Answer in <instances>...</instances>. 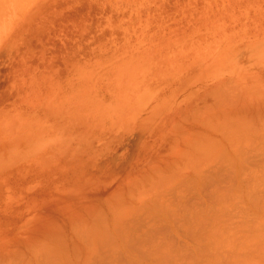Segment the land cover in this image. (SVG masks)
Segmentation results:
<instances>
[{"label":"rangeland","instance_id":"1","mask_svg":"<svg viewBox=\"0 0 264 264\" xmlns=\"http://www.w3.org/2000/svg\"><path fill=\"white\" fill-rule=\"evenodd\" d=\"M256 79L254 89L264 91V0H0V258L8 255L12 264H20L52 243L53 255L40 251L41 258L58 257L64 264L85 261L90 254L104 258L103 264H165L167 258V264L176 258L175 264H241L243 258L242 264H264V131L258 128L264 115L237 109V131L224 125L228 118H213L227 110L228 100L237 104L230 93ZM219 92L223 106L214 104ZM210 107L213 116L207 115ZM225 126L236 134L227 137ZM197 132L201 143L192 142ZM183 133L194 139H182ZM229 144L233 151L246 146V152L230 153ZM191 165L206 174L203 182L195 179L198 171ZM129 192L135 197L140 192L137 203ZM180 199L208 207V218H201L209 228L200 227V216L191 221L194 215H188L179 231L167 227L164 218L165 228L147 230L155 237L145 231L148 215L158 216L162 207L170 214L185 203ZM140 208L147 210L134 215ZM79 220L84 231L92 227L86 233L95 235L93 244L90 237L83 246L78 240ZM104 220L110 225L106 234ZM94 223L104 233L95 231ZM144 231L160 241H149ZM64 232L76 238L73 244ZM64 237L67 253L79 242L85 257L80 259L76 247L79 258L71 252L69 257L66 248L61 252ZM183 245L190 257L182 258Z\"/></svg>","mask_w":264,"mask_h":264},{"label":"bare ground","instance_id":"2","mask_svg":"<svg viewBox=\"0 0 264 264\" xmlns=\"http://www.w3.org/2000/svg\"><path fill=\"white\" fill-rule=\"evenodd\" d=\"M256 81H257V79H256V80H253V83H250L249 81H245V82L243 83V86H241V89H240L239 91L237 90V91H238L237 93H230V92L227 93V94L230 93V94H232V95H233V94L235 95V96H232V97H235V98L238 97V98L235 99V102H236L237 104L232 103L234 100H232V101L230 100V101H229L228 98H227L228 103H227L223 108H225V109L227 108L228 112H226L227 110H224V109H223L225 112L221 110V111H222V114H221L220 111H218L217 114L219 115V113H220V115L218 116L217 114H214V116H213V113H212V109H213V108L211 109V107H213V106H211V107H210L211 110L207 112V115H208V114L210 115V113H212V115H210V116H213L214 119H215V116H216V120H217V119H221L222 116H224V119H223V118L221 119L222 121H225V117H226V119L228 118V120L230 119V123H229L228 120H226V121L224 122V125H225L226 123H228V124H230V125H228V126H230V127H232L231 125L236 126V128L234 127V130H236V131H237L238 129H237V125L234 123V121H238V119H236L237 117L235 118V114H237V113H235V112L237 111V109H241V112H240L239 114H242V113H244L243 111H245V113H246L247 115H250V116H251V115L253 116V115H255L256 113H259L258 116L260 115V113H262V114L264 115V91H257V90L254 89V86H253V85H254V83H256ZM233 82H234V81H233ZM219 94H221V92H219ZM236 94H237V95H236ZM227 96H228V95H227ZM230 96H231V95H230ZM212 98H213V97H212ZM212 98H211V99H212ZM215 98H216V97H214L212 100H214ZM225 98H226V97H225ZM230 98H231V97H230ZM217 99H219V100H215V101H216V102L218 101V102H217V103L215 102L214 104H217V105H218V103H219V104L222 105L223 103H225V102H224V98L222 97V94L219 95ZM222 99H223V100H222ZM227 100H226V101H227ZM223 105H224V104H223ZM223 105H222V106H223ZM218 109L220 110L221 108H218ZM247 112H248V113H247ZM214 113H215V111H214ZM232 113H234V114L232 115ZM226 114H230V115L227 116ZM237 115H238V114H237ZM263 115H262V116H263ZM217 117H218V118H217ZM220 117H221V118H220ZM229 117H231V118H229ZM203 118H204V117H203ZM213 118H212V119H213ZM239 118H240V117H239ZM206 119H207V118H205V120H206ZM208 119H209V116H208ZM245 119H247V118H245ZM259 119H260V117L257 118V120H258L257 122H259ZM261 119H264V118L261 117ZM261 119H260V120H261ZM210 120H211V119H210ZM210 120H209V121H210ZM233 120H234V121H233ZM241 120H242V117H241ZM251 120H252V119H251ZM251 120H248V121L251 122ZM206 121H208V120H206ZM217 121L220 122V120H217ZM217 121H216V123H217V127H216V128L218 129L220 126L218 127V124H219V123H218ZM231 121H232V122H231ZM246 121H247V120H246ZM203 122H205V121H203ZM243 122H244V121H243ZM243 122H242V123H243ZM252 122H254V120H252ZM252 122H251V123H252ZM206 123H207V122H205V123H202V122H201V125H204V124H206ZM237 123L240 124L239 121H238ZM244 123H245V122H244ZM260 123H261V126L258 125V128L262 127V130L264 131V123L262 122V120L260 121ZM212 124H213V123H212ZM212 124H211V125H212ZM258 124H259V123H258ZM206 125H208V124H206ZM241 125H242V124H241ZM244 125H245V124H244ZM194 126H195V125H194ZM249 126H250V125L247 123V127H248V129H249ZM253 126H254V125H253ZM245 127H246V126H245ZM192 128H193V127H192ZM211 128H212V126H211ZM216 128H215V129H216ZM220 128H221V127H220ZM225 128H226V130L229 132V136H227V137H233V135H231V134H233V133L236 134L235 131H233V133H232V131H230V130L233 129V128H231L230 130H229V127H227V126H225ZM227 128H228V129H227ZM241 128H242V127H241ZM255 128L258 129V128H257V125H256ZM186 129H188V128H186ZM203 129H204V131H206L207 128H206V129L203 128ZM217 129H216V130H217ZM222 129H224V127H222ZM239 129H240V128H239ZM242 129H243V128H242ZM242 129H241V131H238V132H242V131H244V133H245V135H246L245 130H242ZM246 129H247V128H246ZM250 129H251V127H250ZM252 129H254V128L252 127ZM219 130H220V129H219ZM254 130H255V129H254ZM260 130H261V129H260ZM262 130L259 131V132H260V133L263 132ZM196 131H197V130H196ZM202 131H203V130H202ZM222 131H223V130H222ZM214 132H215V130H214ZM223 132H224V131H223ZM238 132H237V135L240 136L241 134L239 135ZM252 132H253V131H252ZM177 133H178V132H177ZM180 133H181V132H180ZM185 133H186V132H185ZM191 133H192V132H191ZM197 133H198V134L195 135V136H197V137H194L195 140H193L192 142L196 141V139L199 138V137H198V136H200V135H199V132H197ZM204 133H205V132H204ZM206 133H207V132H206ZM206 133H205V134H206ZM242 133H243V132H242ZM247 133H248V132H247ZM178 134H179V133H178ZM202 134H203V133H201V135H202ZM220 134H221V133H220ZM226 134H227V133H226ZM253 134H254V133H253ZM258 134H259V133H258ZM187 135H188V134H184V133H183V136H181V138H182V139H183V138H184V139H185V138H186V139L188 138V139H190V140H191V139H194V138H190V137L187 136ZM206 135H207V134H206ZM206 135H205V137H206ZM221 135L223 136V134H221ZM256 135H257V134H256ZM259 135H260V134H259ZM262 135H263V134H262ZM186 136H187V137H186ZM224 136H226V135L224 134ZM238 136H237V137H238ZM241 136H242V135H241ZM247 136H248V135H247ZM247 136H246V137H247ZM250 136H251V135L249 134L248 137H250ZM202 137H203V136H202ZM208 137H209V136H208ZM237 137H234V138H237ZM243 137L245 138L244 135H243L242 137H240V138H243ZM248 137H247V138H248ZM258 137H259V136H258ZM263 137H264V136H263ZM234 138H231V139H230L231 142H234V141H233ZM238 138H239V137H238ZM261 138H262V137H261ZM182 139H181V140H182ZM226 139L229 140L228 138H226ZM178 140H179V139H178ZM190 140H189V141H190ZM263 140H264V138H263ZM186 141H187V140H186ZM197 141H199V139H198ZM218 141H219V140H218ZM235 141H236V140H235ZM237 141H238V139H237ZM240 141H241V140H240ZM244 141L246 142V139H245ZM247 141H248V147H250L249 144H250V141H251V140L247 139ZM261 141H262V140H261ZM261 141H260V142H261ZM199 142L201 143V140H200ZM204 142L207 143L206 141H204ZM262 142H263V141H262ZM186 143H187V145H189V146L192 144L191 142H190V144H188L189 142H185V144H186ZM205 143H204V144H205ZM208 143H209V141H208ZM229 143H230V142H229ZM242 143H243V142H242ZM258 143H259V142H258ZM183 145H184V143H183ZM205 145H206V144H205ZM231 145H232V144H231ZM231 145L229 144V146H228V147H229V151H230V153L233 151L232 148H230ZM240 145H241V144H240ZM246 145H247V144H246ZM250 145H252V144H250ZM254 145H255V144H254ZM256 145H257V144H256ZM189 146H188V147H189ZM209 146H210V145H209ZM252 146H253V145H252ZM178 147H179V146H178ZM211 147H212V146H211ZM238 147H240V146L238 145ZM242 147L247 148L246 146L241 145V149H239V148H238L239 150H238V149H237V150L234 149L235 153H236V151H237V154H238V152L241 151V150H243V153H245L246 151H244V150H246V149H243ZM254 147H255V146H254ZM250 148H251V147H250ZM250 148H249V149H250ZM182 149H183V148H182ZM200 149H201V148H200ZM200 149H199V150H200ZM207 149H208V148H207ZM210 149H211V148H210ZM230 149H231L232 151H231ZM211 150H212V149H211ZM215 150H216V146H215V148H214L212 151H215ZM183 151H184V149H183ZM187 151H188V153H189V150H186L185 153H183V154L186 155V152H187ZM234 151H233V152H234ZM222 152H223V150H222ZM241 152H242V151H241ZM188 153H187V154H188ZM177 154H178V153H177ZM222 154H223V153H222ZM237 154L234 155V153H232V156L234 155L235 157H234V156H233V157H234V158H237V156H236ZM180 155H181V154H180ZM220 155H221V153H220ZM238 155H240V154H238ZM187 156H188V155H187ZM221 156H222V155H221ZM241 156H242V153H241ZM206 157H209V156H206ZM206 157H205V158H206ZM219 157H220V156H219ZM187 158H188V157H187ZM189 158H190V156H189ZM203 159H204V158H203ZM222 159L224 160L225 157H222ZM182 160H183V159H182ZM188 160H189V159H188ZM218 160H219V159H218ZM220 160H221V159H220ZM220 160H219V161H220ZM216 161H217V160H216ZM216 161H214V162H216ZM219 161H217V162L219 163ZM201 162H202V161H201ZM220 162H221V161H220ZM222 162H223V161H222ZM209 163H210V162H209ZM209 163H208V165H209ZM224 163H226V162H224ZM196 164H197V162H196ZM202 164H203V163H202ZM215 164H216V163H215ZM184 165H185V164H184ZM208 165H207V166H208ZM223 165H224V164H222L221 166H223ZM178 166H179V165H178ZM192 166H193V165H191V167H192ZM194 166L196 167V171H198V170H197V166H196V165H194ZM194 166L192 167L193 169L195 168ZM204 166H206V165H204ZM207 166H206V167H207ZM186 167H187V166H186ZM191 167H190V168H191ZM200 167H202V166H199L198 168H200ZM210 167H211V166H210ZM213 167H215V166H213ZM157 168H158V167H157ZM157 168H156V169H157ZM166 168L168 169L169 167L167 166ZM184 168H185V167H184ZM204 168H205V167H204ZM211 168H212V167H211ZM218 168H220V166H218ZM158 169H159V168H158ZM177 169H178V168H177ZM181 169H182V168H181ZM185 169H187V168H185ZM188 169H189V168H188ZM206 169H207V168H206ZM213 169H214V168H213ZM160 170H161V169H160ZM160 170H159L158 173H160ZM163 170H164V169H163ZM163 170H161V172H162ZM179 170H180V169H179ZM179 170H178V171H179ZM191 170H192V169H191ZM210 170H211V169H210ZM150 171H151V170H150ZM164 171H165V170H164ZM180 171L182 172V170H180ZM186 171H187V170H186ZM193 171H194V170H193ZM193 171H192V172H193ZM205 171H208V170H205ZM205 171H203V172H204L203 174H205ZM145 172H146V171H145ZM152 172H153V171H152ZM154 172H155V171H154ZM154 172H153V173H154ZM194 172H195V171H194ZM199 172H200V171H198V174H197V173L194 174V175H195V179H196V177L200 178L201 176H205V175H206V174H205V175H200V174H202V173H199ZM158 173H155V174H158ZM206 173H207V172H206ZM140 174H141V173H140ZM162 174H163V173H162ZM179 175H180V173H179ZM181 175H182V174H181ZM184 175H186V174H184ZM194 175H191L192 178H194ZM196 175H197V176H196ZM149 176H150V175H149ZM156 176H157V175H156ZM207 176H208V175H207ZM140 177H141V176H140ZM184 177H185V178H188V175H186V176H184ZM129 178H130V177H129ZM136 178H137V177H136ZM136 178H134V177L131 178V180L134 179V180H132L131 184L134 183L133 181H135V183H136V180H138V179H136ZM144 178H145V177H144ZM178 178H179V176H178ZM185 178H184V179H185ZM205 178H206V176H205ZM135 179H136V180H135ZM149 179H150V178H149ZM179 179H180V178H179ZM202 179H204V178H202ZM202 179L200 178V182L202 181ZM139 180H140V179H139ZM174 180H176V179H174ZM189 180H190V179H189ZM144 181H146V180H144ZM166 181H167V180H166ZM166 181H164V182L167 183ZM172 181H173V180H172ZM190 181H191V180H190ZM190 181H188V182H190ZM129 182H130V181H129ZM146 182H147V181H146ZM157 182H158V181H157ZM193 182H194V181H192V183H193ZM195 182L197 183L198 181L195 180ZM202 182H203V181H202ZM125 183H126V182H125ZM135 183H134V184H135ZM180 183H181V182H180ZM122 184H123V183H122ZM147 184H148V182H147ZM147 184H146V185H147ZM155 184H156V183H155ZM167 184H168V183H167ZM167 184H165L164 186H166ZM197 184H198V183H197ZM142 185L145 186L143 183H141V186H142ZM148 185H149V184H148ZM177 185H178V184H177ZM180 185H182V184H180ZM193 185H194V184H193ZM202 185H203V184H202ZM117 186H118V185H117ZM120 186H121V185H120ZM128 186H129V185H127V187H128ZM137 186H138V185H137ZM137 186H135V187L137 188ZM143 186H142V187H143ZM154 186H155V188H156V185H154ZM160 186H162V184H161ZM175 186H176V185H175ZM175 186H174V188H175ZM178 186H179V185H178ZM182 186H183V185H182ZM198 186H199V184H198ZM131 187L134 189L133 186H131ZM131 187H129V188H131ZM166 187H167V186H166ZM191 187H192V186H191ZM200 187H201V185H200ZM106 188H107V187H106ZM139 188H140V187H139ZM143 188H144V187H143ZM152 188H153V187H152ZM171 188H173V187H171ZM187 188H190V185H189V187H187ZM198 188H199V187H198ZM201 188H202V187H201ZM107 189H108V188H107ZM109 189H110V188H109ZM168 189H169V188H167V190H168ZM185 189H186V188H185ZM196 189H197V188L195 187V191L198 192ZM114 190H115V189H114ZM121 190H122V188H121ZM126 190H127V189H126ZM138 190H139V189H138ZM156 190H157V189H156ZM162 190H163V189H161V191H162ZM111 191H112V190H111ZM127 191H129V189H128ZM127 191H126V193H127ZM131 191H132V190H131ZM136 191H137V190H136ZM141 191H142V190H141ZM157 191H158V190H157ZM187 191H188V189H187ZM200 191H201V189H200ZM200 191H199V192H200ZM122 192H124V191H122ZM159 192H160V191H159ZM163 192H164V191H163ZM188 192H189V191H188ZM120 193H121V192H120ZM129 193H131V192H129ZM139 193H140V192H139ZM139 193H137V197H135V196L133 195V192L130 194V196L133 195V197H135V200H133V198H132V200H133V201L131 200L132 203L135 202L136 200H138V195H139ZM141 193L143 194L144 192H141ZM149 193H150V192H149ZM149 193H148V195H149ZM157 193H158V192H157ZM190 193H192V192H190ZM144 194H145V193H144ZM144 194H143V195H144ZM163 194H164V193H163ZM178 194H179V193H178ZM178 194H177V196L179 197ZM193 194H195V193H193ZM127 195H128V193H127ZM200 195H203V194L201 193ZM125 196H126V194H125ZM144 196H145V195H144ZM146 196H147V195H146ZM149 196H150V195H149ZM149 196H148V197H149ZM154 196H155V195H154ZM180 197H181V196H180ZM122 198H123V195H122ZM128 198H129V197H128ZM136 198H137V199H136ZM140 198H141V197H140ZM144 198H145V197H144ZM146 199H147V198H146ZM119 200H121V199H119ZM127 200H128V199H127ZM143 200H145V199H143ZM143 200H142V201H143ZM198 200H199V199H198ZM203 200H204V199H203ZM171 201H172V200H171ZM178 201H179V200H178ZM180 201H181V199H180ZM180 201H179V202H180ZM108 202H109V201H108ZM126 202H127V201H126ZM126 202H125V204H126ZM128 202H129V201H128ZM137 202H138V201H136V203H137ZM181 202H185L186 204H185V203H184V204H182V203H178L179 205H177V203H176L177 206H176V205H175V206H176V208H178V209H177V210L175 209V211H174V210H171L172 212L169 211L170 214L165 213V212H164L165 210L163 211V207H162V211L160 212V214H158V216H156V215H154V214H153V215H154L155 217H154V216L151 217V216H150L151 214L148 215V218H147V216H145V218L149 219V222L147 221V222L144 223L143 228H144V229L146 228L145 231L150 230V229H148L149 227H152V228H154V229H159V228H162V227L165 228V225H163V224L160 222L161 218H164V219L169 223L168 225H166L167 227H169V228H171V229H173V228H177V230L179 231L180 227H182L183 224H184V223H183V224H180V222H181V221H184V219H186V218L188 217V215H189V218L192 217V216L194 215L195 218L193 217L192 220H191V221H194L193 219L196 220V216H195V215H198V216H200V218H201V214L204 215L205 213H207V214L210 213V212H208L209 209H207L208 207L206 208V206H205V209H206V210L203 209L202 207H199V206H197V207H199V208H201V209H197L198 211H196V210L194 209V208H197L196 205H198L200 201H198V204H195L193 207H192L190 204L188 205V204H187V201H181ZM205 202H206V201H204V203H205ZM112 203H113V202H112ZM120 203H121V202H120ZM123 203H124V202H123ZM143 203H144V202H143ZM115 204H116V203H115ZM141 204H142V203H141ZM181 204H182V205H181ZM200 204H201V203H200ZM200 204H199V205H200ZM206 204H207V203H206ZM117 205L119 206V204H117ZM120 205H121V204H120ZM127 205H128V204H127ZM139 205H140V204L138 203V206H139ZM144 205H146V204L144 203ZM144 205H141V206H139V207H142V208H143ZM202 205H203V204H202ZM128 206H129V205H128ZM132 206L134 207L135 205H132ZM138 206H136V208H137ZM190 206H191L192 208H191ZM200 206H201V205H200ZM91 207H92V206H91ZM95 207L97 208V206H95ZM95 207H94V208H95ZM121 207H122V205H121ZM145 207H146V206H145ZM96 208H95V209H96ZM128 208H129V207H128ZM136 208H135V209H136ZM189 208H190V209H189ZM211 208H212V207H211ZM130 209H131V210H134V208H133V209L130 208ZM164 209H165V208H164ZM173 209H174V208H173ZM70 210H71V209H70ZM131 210H130V212H132ZM138 210L141 211V208H140V209H137V210H135V211H133V212H134V215H135L136 211L139 213ZM146 210H147V209L144 208V210H142V211H146ZM192 210H193V211H192ZM200 210H201V211H200ZM92 211H93V210H92ZM94 211H95V210H94ZM123 211H125V210L123 209ZM142 211H141V212H142ZM159 211H160V209H158V212H159ZM166 211H168V210H166ZM173 211H174V214L171 215V214L173 213ZM68 212H69V211H68ZM133 212H132V213H133ZM141 212H140L139 214H141ZM71 213H72V212H71ZM71 213H69V214H71ZM132 213H131V214H132ZM138 213H136V214H138ZM150 213H151V212H150ZM156 213H157V212H156ZM61 214H62V212H61ZM64 214H65V213H64ZM91 214H92V213H91ZM91 214H90V217H91ZM94 214H95V213H94ZM94 214H93V216H95ZM125 214H126V212H125ZM131 214H129L128 216H129V217L134 216L133 214H132V215H131ZM72 215H73V214H72ZM130 215H131V216H130ZM141 215H142V214H141ZM205 215H206V214H205ZM65 216H66V214H65ZM74 216H75V215H74ZM93 216H92L91 218H94V220H95V219L97 220V218H95V217H93ZM101 216H102V215H101ZM149 216H150V217H149ZM208 216H209V215H208ZM61 217H62V216H61ZM77 217H78V216H77ZM87 217H88V215H87ZM90 217H89V219H90ZM206 217H207V215H206ZM84 218H85V216H84ZM84 218H83V219H84ZM133 218H134V217H133ZM136 218H137V217H136ZM202 218H203V216H202ZM202 218H201V219H202ZM204 218H205V217H204ZM207 218H208V217H207ZM77 219H78V218H77ZM80 219H81V217H80ZM89 219H88V220H89ZM131 219H132V218H131ZM173 219H174L175 221H177V222L179 221V222H178V223H174V220H173ZM201 219H200V220H201ZM60 220H61V219H60ZM72 220H73V219H72ZM85 220H86V219H85ZM88 220H87L86 222H88ZM94 220H92V221H94ZM127 220H128V219H127ZM133 220H134V219H133ZM133 220H132V221H133ZM136 220H137V219H136ZM145 220H146V219H145ZM200 220H198V217H197V221H198L199 224L197 223V221L194 222V224H195V225L198 224V226H200V225L202 224L201 222H199ZM67 221H68V220H67ZM73 221H74V220H73ZM76 221H77V220H76ZM81 221H83V220H81ZM81 221L79 220V222H78L79 225L81 224V226H79V228H78V227H75L76 224L74 223V224H75V225H74L75 229H77V228L79 229V230H78L79 232H78V231H76V232H77V233H80V232H81V233H80L79 235H78V234L76 235V234H74V233H75V231H74L73 234H74V236H75V235H76V236H79L80 239H82V241H81V240L78 238V240L80 241V243H82V242L84 241V239L89 240V239H88L89 237H90V241H91V240H92L91 236H92V235L95 236L94 234H92L91 236H88V237H87V233H90V229H89V228H90L91 226H90V224H88L89 227L87 226V228H88L89 232L86 230V231H87V233H86V231H84L86 227L84 228V230H83V228H80V227H82V225H83V223H84V222L82 223ZM99 221H100V218L97 220V222H99ZM188 221H189V220H188ZM202 221H203V219H202ZM205 221H206V220L204 219V221H203L204 225H201L200 227L205 226V224H206ZM69 222H70V221H69ZM94 222H95V221H94ZM101 222H103V224H104V223H105V220H104V221H101ZM127 222H128V221H127ZM138 222H139V220H138ZM140 222H142V221H140ZM143 222H144V221H143ZM89 223H91V220L89 221ZM132 223H133V222H132ZM132 223H131V224H132ZM63 224H64V223H63ZM78 224H77V226H78ZM84 224H85V223H84ZM92 224H93V222H92ZM137 224H138V223H137ZM141 224H142V223H141ZM86 225H87V224H86ZM94 225H95V231H96V227H98V229H99V226H98L99 223H98V225H97L96 223H94ZM100 225H101V223H100ZM105 225L107 226L108 224L105 223ZM105 225H102V226H105ZM135 225H136V224H135ZM83 226H84V225H83ZM102 226H101V227H102ZM128 226H129V224H128ZM137 226H138V225H137ZM186 226L188 227V224H186ZM193 226H194V225H193ZM193 226H192V227H193ZM209 226H210V225H209ZM67 227H68V226H67ZM109 227H110V225H109ZM109 227L107 226V230L103 229V231L105 230V234H106V233H109V230H108ZM124 227H125V226H124ZM124 227H123V229H125ZM131 227H132V225H131ZM200 227H199V228H200ZM205 227H208V223H207V226H205ZM48 228H49V227H48ZM65 228H66V227H65ZM91 228H92V227H91ZM129 228H130V227H129ZM178 228H179V229H178ZM183 228H184V227H183ZM183 228H182V229H183ZM195 228H196V226H195ZM208 228H209V227H208ZM210 228H211V229H216V225H215V227H214V225L211 224V227H210ZM40 229H41V228H40ZM42 229H43V228H42ZM44 229H46V228H44ZM80 229H81L82 231H81ZM73 230H74V228H73ZM99 230H100V229H99ZM125 230H126V229H125ZM152 230H153V229H152ZM159 230H161V229H159ZM183 230H184V229H183ZM70 231H72V228H70ZM95 231H94V232H95ZM103 231L100 230L99 232L104 233ZM145 231H144V233H145ZM157 231H158V230H157ZM178 231H176V232L178 233ZM212 231L215 233L214 230H212ZM212 231H210V232L212 233ZM82 232H83V233H82ZM99 232H98V233H99ZM147 232H149V231H147ZM150 232H151V233H150ZM150 232H149V233H150V234H153L154 237H155V233H156V232H155V231H154L155 233H152V231H150ZM185 232L187 233L186 230H185ZM216 232H218V231H216ZM44 233H45V232H44ZM46 233H49L48 229H47V232H46ZM46 233H45V235H46ZM64 233H65V232H64ZM96 233H97V232H96ZM110 233H111V232H110ZM126 233H127V232H126ZM182 233H183V232H182ZM36 234H37V233H36ZM38 234H40V233H38ZM38 234H37V235H38ZM62 234H63V233H62ZM62 234H61V235H62ZM81 234H82V235H81ZM83 234H84V235L86 234V235L84 236ZM90 234H91V233H90ZM105 234H104V236H105ZM145 234H147V233H145ZM156 234H157V233H156ZM180 234H181V233H180ZM47 235H48V234H47ZM47 235H46V237L49 238L50 236L48 237ZM64 235H65V237H66V235H68V236H67L68 240L71 238V239H70L71 243L69 242L70 245L73 244L72 240H74V239L76 240L75 237H74V239H72V237L69 238V234H66V233H65ZM137 235H138V234H137ZM147 235H148V234H147ZM158 235H160V233H158ZM177 235L180 236L179 233H178ZM201 235H202V234H201ZM208 235H210V234L208 233ZM212 235H213V233H212ZM217 235H218V234H215V236H217ZM33 236H34V235H33ZM93 236H92V237H93ZM128 236H129V235H128ZM144 236H145V235H144ZM183 236H184V234H183ZM215 236H214V237H215ZM43 237H44V235H43ZM65 237H64V240H62V239H63V235H62V239H61V241H62V242H61V243H62L61 245H63V242H64V246H65V247L62 246V248H60V249H61V252H62V249H65V248H66V251L63 250V252L65 251V253H67V251L69 250V248H68L67 245H65V244H68V242L66 243V241H65V240H66ZM81 237H82V238H81ZM84 237H85V238H84ZM96 237H97V236H96ZM96 237H95V238H96ZM148 237H149V235H148ZM151 237H152V236H151ZM151 237H149V241H150V238H151ZM154 237H152V238H153L154 240H157V243H158L160 240L158 241V239H156V238H154ZM157 237H158V236H157ZM187 237H188V236H187ZM187 237H186V238H187ZM204 237H206V236H204ZM208 237H209V236H207V238H208ZM32 238H33V237H32ZM39 238H41V236H40ZM51 238H52V236L49 238V239H50V241H49L50 243L53 241V240L51 241ZM140 238H141L140 241H142L144 237H140ZM152 238H151V240H152ZM159 238H160V237H159ZM215 238H216V237H215ZM217 238H219V237H217ZM247 238H248V237H247ZM126 239H127V238H126ZM126 239H125V241H126ZM144 239H145V238H144ZM188 239H190V238H188ZM205 239H206V238H205ZM205 239H204V240H201V241H202V242H203V241L205 242ZM221 239H222V238H221ZM33 240H34V239H33ZM35 240H36V238H35ZM38 240H39V239H38ZM42 240H43V239H42ZM68 240H67V241H68ZM75 240H74V241H75ZM93 240H94V239H93ZM93 240H92V241H93ZM154 240L152 241V243L154 242ZM208 240H209V239H208ZM214 240L216 241V239H214ZM214 240H209V241H210V242L213 241L214 243H216L217 241L215 242ZM40 241H41V240H40ZM90 241H89V243L91 244L92 241H91V242H90ZM143 241H145V240H143ZM147 241H148V239H147ZM147 241H146V242H147ZM149 241H148V242H149ZM161 241L164 242L163 240H161ZM186 241H187V239H186ZM186 241H184V242H186ZM218 241H219V240H218ZM35 242L37 243V241H35ZM45 242H46V241H45ZM53 242L55 243L56 241H53ZM76 242H77V241H76ZM76 242H75V243H76ZM85 242H86V241H85ZM85 242H84V243H85ZM120 242H121V241H120ZM148 242H147V244H150V243H148ZM155 242H156V241H155ZM155 242H154V244H155ZM184 242H183V243H184ZM202 242L199 241L198 243L201 244ZM248 242H250V241H248ZM46 243H47V242H46ZM75 243H74V244H75ZM84 243H82L81 245L83 246ZM126 243H127V241H126ZM126 243H125V244H126ZM132 243H133V242H132ZM135 243H140V242H139V240H138V242L136 241ZM144 243H145V242H144ZM144 243L142 242V243H140L139 245H142V244H144ZM221 243H222V241H221ZM226 243H228V242H226ZM42 244H43V246L46 245L44 242L41 243V245H42ZM76 244L78 245L79 242H77ZM87 244H88V243H87ZM92 244H93V243H92ZM94 244H95V243H94ZM96 244H97V242H96ZM116 244H117V243H116ZM121 244H122V242H121ZM154 244H150V245H153V246H154ZM160 244H161V242H160ZM160 244H159V245H160ZM162 244H163V243H162ZM185 244H188V242H186ZM189 244H190V243H189ZM204 244H206V243H204ZM208 244H209V242H208ZM228 244L230 245V243H228ZM228 244L226 245L227 247H228ZM19 245H21V243H20ZM49 245H51V246L54 247V244L52 245V243L49 244ZM56 245H57V244H56ZM70 245H69V246H70ZM77 245H76V246H77ZM85 245H86V244H85ZM159 245H158V246H159ZM163 245H165V244H163ZM220 245H221V244H220ZM220 245H219V246H220ZM222 245H223V244H222ZM33 246L35 247V244H34ZM43 246H42V248H43ZM51 246H50V248H48V247H47V248H48L49 250H51ZM73 246H74V247L71 246L72 252H71V250H70L69 253L71 252V253L73 254L72 256L75 257V256H76L75 253H78V254H79V251H81V248H82V247H81V248L79 247V248H80V250H79V249H77V247H76L75 245H73ZM79 246H80V245H79ZM94 246H95V248H96V245H94ZM118 246H119V245H118ZM158 246H157V244H156V247H157L158 250H159L160 248H159ZM165 246H166V245H165ZM187 246H188V245H186V246L183 245V247L180 249V254H181L182 258H184L185 255H187V257H188V256L190 257V255H192V253H191V254L189 253L190 250H189V248H188ZM213 246H214V245H213ZM53 247H52V248H53ZM60 247H61V246H60ZM75 247H76L77 250L75 249ZM86 247H88V246L86 245V246L83 247V248H86ZM120 247H121V245H120ZM209 247H210V245H209ZM230 247H231V245H230ZM35 248H37V246H36ZM40 248H41V246H40ZM42 248H41V249H42ZM73 248H74V249H73ZM88 248L90 249V247H88ZM93 248H94V247L91 246V249H92V250H94ZM161 248H163V247H161ZM164 248H166V247H164ZM232 248H233V246H232ZM232 248H231V249H232ZM48 249H46V250L44 249L46 253H47V250H48ZM119 249H120V248H119ZM124 249H125V247H124ZM215 249H216V248H215ZM229 249H230V248H229ZM234 249H235V248H234ZM234 249H233V250H234ZM33 250H34V249H33ZM38 250H39V249H38ZM49 250H48V253L51 254V252H52V255H53V251L50 252ZM52 250H53V249H52ZM55 250H56V249H55ZM74 250H76L77 252L74 251ZM85 250H86V249H85ZM218 250H219V249H218ZM222 250H223V249H222ZM225 250H226V249H225ZM17 251L20 253L19 250H17ZM36 251H37V250H36ZM40 251H42V250H40ZM40 251H39V254H38V255H40V254L43 255L42 253H40ZM73 251H74L75 253H74ZM82 251H83V250H82ZM124 251H125V250H124ZM162 251H164V249H162ZM181 251H182V253H181ZM212 251H213V250H212ZM229 251H230V250H229ZM34 252H35V251H34ZM42 252H43V251H42ZM45 252H43V253H45ZM85 252H88V254H89V252L91 253V250H90V251L87 250V251H85ZM164 252H166V254H164V253H162V254H164L165 256L168 255L167 253H169V251H168V252H167V251H164ZM216 252H218L217 249H216ZM221 252H222V251H221ZM223 252H225V251H223ZM5 253H6V252H5ZM9 253H10V252H9ZM15 253H16V252H15ZM19 253H18V254H19ZM32 253H33V251H32ZM32 253H31V254H32ZM35 253H36V252H35ZM48 253H47V254H48ZM69 253H67V255H68ZM71 253H70L69 257L71 256ZM82 253H83V252H82ZM82 253H80V254H82ZM3 254H4V253H3ZM10 254H11V253H10ZM13 254H14V253H13ZM13 254H12L11 256H13V257L15 256V257H16V255H13ZM16 254H17V253H16ZM18 254H17V255H18ZM31 254L29 253V256H28V257H24V260H23L22 262H20V264H64L63 262L60 261V259H58V260H59L61 263L57 260L58 257H57V258L55 257V258H56V261H57V262H56V261H54V260H55L54 257H53V256H50V255L42 256L43 258H41V255L38 256L37 254H36V255L34 254V255L32 256ZM54 254H55V251H54ZM74 254H75V255H74ZM78 254H77V256H76L77 258H79V256H80V254H79V256H78ZM189 254H190V255H189ZM223 254H224V253H223ZM5 255H6V254H5ZM22 255H24V254H22ZM26 255H27V254H26ZM26 255H25V256H26ZM30 255H31V256H30ZM83 255H84V254H83ZM83 255H81V256H83ZM85 255H86V254H85ZM85 255H84V257H85ZM90 255H91V254H90ZM90 255H89V256L86 255V257H88V259L85 258V259H87V260H85V261H84V259H82L81 256H80V259H82L83 261L81 260V261H79V262H74V263H73L72 261H71V262H72V264H103V262H104V260H105L104 258L98 260L96 257H94V255H93L92 258L90 257ZM156 255H158V254H156ZM18 256L20 257V255H18ZM56 256H57V255H56ZM97 256H98V255H97ZM159 256H160V255H159ZM165 256H164V259H166ZM181 256H180V257H181ZM221 256H222V255H221ZM223 256H224V255H223ZM248 256H249V255H248ZM250 256H251V255H250ZM13 257H12V258H13ZM21 257H22V256H21ZM76 257H75V258H76ZM162 257H163V256H162ZM224 257H225V256H224ZM227 257H228V255H227ZM52 258H53V260H52ZM75 258H73L74 260H73V259H72V260L75 261ZM89 258H91V259H89ZM94 258H95V260H94ZM99 258H100V257H99ZM140 258H141V257H140ZM143 258H144V257H143ZM143 258H141V259L143 260ZM245 258H247V257L245 256ZM10 259H11V257H10V256L8 257V255H7V256L2 255L1 258H0V264H12V262L9 261ZM96 259H97V260H96ZM146 259H148V258H146ZM146 259H145V260H146ZM152 259H155L156 261L158 260V258H155V257H153ZM167 259H168V258H167ZM167 259H166V263H165V261H163V260L160 261V262L167 264V262H168ZM224 259H225V258H224ZM61 260L64 261L63 259H61ZM150 260H151V259H150ZM245 260L247 261V259H244V258H243L242 261H245ZM178 261H179V259L176 258L175 261H174L173 263L175 264V262H178ZM217 261H219V260H217ZM222 261H223V260H221V262L212 263V264H222V263H223ZM242 261H240L241 264H242ZM246 261H245L244 263H246ZM213 262H215V261L213 260ZM229 263H230V262H229ZM13 264H14V263H13ZM18 264H19V263H18ZM66 264H67V263H66ZM159 264H160V263H159ZM170 264H171V262H170ZM224 264H225V263H224Z\"/></svg>","mask_w":264,"mask_h":264}]
</instances>
